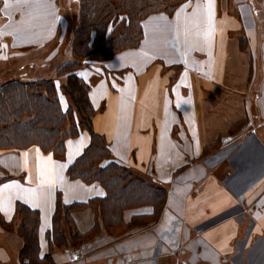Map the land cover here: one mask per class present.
Wrapping results in <instances>:
<instances>
[{
    "label": "crops",
    "instance_id": "0c3cea01",
    "mask_svg": "<svg viewBox=\"0 0 264 264\" xmlns=\"http://www.w3.org/2000/svg\"><path fill=\"white\" fill-rule=\"evenodd\" d=\"M255 4L188 0L147 17L138 47L80 70L112 158L167 189L156 222L80 247L55 244L58 194L71 204L105 193L67 173L89 132L68 138L59 156L36 145L0 149V214L14 221L18 202L39 210L41 256L56 264H264V14ZM61 11L59 0H0V85L51 72L29 65L60 46ZM15 61L20 69H9ZM152 212L145 205L123 217ZM72 217L81 232L95 221L90 206ZM23 244L0 223V264H21Z\"/></svg>",
    "mask_w": 264,
    "mask_h": 264
},
{
    "label": "trees",
    "instance_id": "16d2710c",
    "mask_svg": "<svg viewBox=\"0 0 264 264\" xmlns=\"http://www.w3.org/2000/svg\"><path fill=\"white\" fill-rule=\"evenodd\" d=\"M188 0H78L77 22L70 39V57L37 79L23 73L0 85V149L21 150L38 146L43 152L65 153V141L83 130L90 144L67 169L68 175L87 183H99L104 195L87 202L65 204L58 194L53 215L55 244L83 246L101 234L121 235L130 228L156 222L165 209L168 191L139 176L112 158L106 138L93 127L96 113L91 85L80 70L101 64L116 54L138 47L144 38V20L152 14L173 13ZM66 98L68 106L63 107ZM150 205V214L124 220L129 208ZM90 206L95 213L93 226L86 232L74 225L72 212ZM7 230H16L23 239L21 264H56L51 253L40 255V212L23 202L16 205L15 219Z\"/></svg>",
    "mask_w": 264,
    "mask_h": 264
},
{
    "label": "rangeland",
    "instance_id": "374dc122",
    "mask_svg": "<svg viewBox=\"0 0 264 264\" xmlns=\"http://www.w3.org/2000/svg\"><path fill=\"white\" fill-rule=\"evenodd\" d=\"M256 7L260 6V9H262V12L264 14V0H254ZM59 5L61 6V15L62 18L60 19L61 22V27H60V33H59V38L61 39L62 42H60V46L54 51L53 53H50L51 55L49 56V51L47 52H41V56L47 55L50 57L46 60H43L39 62L38 64H30L29 69L32 67H35V69H40L42 72L48 69H55L56 66L63 60L68 57H70V39L72 32L74 30V26L77 22V14H78V0H59ZM262 16V14L260 13ZM264 17V15L262 16ZM15 65L10 64L9 69H20L19 67L21 66L20 62L17 63L16 61L14 62ZM29 64V63H27ZM100 64H96L92 67H89L87 69H96V66ZM0 69H5L4 67H1ZM1 71V70H0ZM10 71V70H9ZM14 71V70H12ZM119 77H122L120 74H118ZM63 100H67L64 98ZM1 175V174H0Z\"/></svg>",
    "mask_w": 264,
    "mask_h": 264
}]
</instances>
